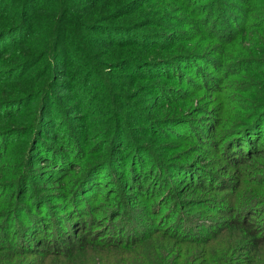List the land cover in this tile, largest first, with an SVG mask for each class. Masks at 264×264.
I'll return each mask as SVG.
<instances>
[{
  "label": "trees",
  "instance_id": "trees-1",
  "mask_svg": "<svg viewBox=\"0 0 264 264\" xmlns=\"http://www.w3.org/2000/svg\"><path fill=\"white\" fill-rule=\"evenodd\" d=\"M254 1L258 4L261 0H175L168 12H161L151 10V5L158 0H124L122 3L116 0L113 7L111 3L103 5L104 0H0V6H11L10 10L0 11V21L4 22L0 27V44L20 33L17 34L19 43L14 48L18 47L19 56L24 60L19 73L24 72L18 79L24 86H16L22 96L4 98L0 104L21 100L18 117L26 119L19 124L5 122L4 130H12L23 138L30 136L26 141L31 142L24 152L20 148L14 155V163L9 162L18 167L6 174L14 175L13 178L0 181L3 186L7 184L5 194H13L11 201L5 195L1 200L16 203L13 207L21 208L17 224L22 230L20 235H14L11 246L1 248L7 255L0 257V264H86L87 259L95 258L92 252L96 247L113 251L112 261L105 264H150L151 261V264H170L169 256L163 259L164 248L167 251L174 244L170 240L211 245L219 241V237L232 234L219 235L236 224H243L242 233L247 234L246 237L262 240L252 243L251 249V246L245 248L253 256L246 258L247 255L242 263L264 264V217L258 221L251 218L255 211L259 214L264 205L253 196L258 192L250 188L248 193H240L246 187L243 174L238 178V186L221 184L200 164H194L204 148L203 141L190 134L198 119L194 116L201 115L199 118L206 121V114L214 110L194 104L195 97L190 96L192 84L201 83L207 76V67H214L221 60L216 45L210 41L216 43V39L233 35V43L242 39L248 28H260L264 40V6L258 7ZM131 8L136 11L130 14ZM42 9L51 12L35 15L36 10ZM182 19L185 22L180 23ZM227 19L237 25L224 31ZM181 25L187 30H181ZM3 26L14 32L11 37L5 36L10 31L6 33ZM215 29H220V33ZM178 38L188 39L194 46L180 49V44L174 43ZM148 43L154 47L169 44L171 52L149 59V63L136 60L132 65L124 64L123 59L135 58L134 54ZM124 49H132V52H124ZM256 53L258 55L250 53L246 58L262 72L264 50L258 48ZM140 64L143 66L138 68ZM251 65L242 66L241 72L250 71ZM150 67L157 71L160 80L151 78L147 70ZM8 78L6 76L5 80ZM203 81L206 85L203 88L210 89L209 82ZM259 81L264 87V73ZM59 85L72 90V109L74 112L82 109L85 112L82 116L87 119L72 123L68 138L56 142L49 141L46 135L49 124L46 118L47 111H52L49 107L52 89ZM261 99L264 104V98ZM215 100L212 106L217 104ZM169 101H172L169 106L172 113L168 110L165 114L159 113ZM53 107L55 114L61 111L59 105ZM250 115L233 121L230 126L238 127V136L228 147L227 152H233L229 159L234 160H228L225 172L244 169L248 161L249 167H253L251 161H256L264 152V114L244 120ZM172 125L181 127L180 133L184 134L177 135ZM177 139L194 141L172 156L169 154L171 146L176 145ZM9 141L14 140L10 137ZM216 153H220L221 158V151ZM179 157H183L182 160ZM210 157L213 159L212 153ZM41 162L46 165L42 166ZM79 165L83 170L80 175L85 176L77 188L75 182L79 176L71 174L74 166ZM255 177L264 183L262 174ZM45 181H57L64 186L58 193L61 197L53 193L46 196L52 202V213L61 216L58 220L46 203L40 205L42 199L35 204L43 187L38 186ZM254 184L262 187V184ZM221 185L227 186L221 189ZM234 189V197L228 199ZM71 190L73 194L77 192L79 206L86 202L88 205L92 198L94 204L97 203L95 213L107 217L109 227L104 238L90 235L78 238L74 233L76 228H83L84 222L75 218L76 205L69 200ZM17 196L21 202L16 200ZM99 197H102L101 202ZM205 199L214 200L216 208L212 212L225 217L222 218L224 227L217 234L214 225L197 226L191 216L185 214L190 210L194 214L202 213L206 209ZM227 202L230 206L222 205ZM174 205L175 220L171 228L166 230L169 226H165L152 233L150 230L160 220L150 226L142 225L131 213L132 208L138 206L143 213L152 215L159 209L163 213ZM162 213L159 215L163 216ZM156 235L167 238L161 239L163 244L155 251L156 255L151 252L130 263L132 259L127 254L140 250ZM246 237L241 236V239ZM2 242L4 240L0 241V247ZM221 249L227 248L222 246ZM228 250L238 251L236 238L230 241ZM21 256L35 257L19 263Z\"/></svg>",
  "mask_w": 264,
  "mask_h": 264
},
{
  "label": "rangeland",
  "instance_id": "rangeland-1",
  "mask_svg": "<svg viewBox=\"0 0 264 264\" xmlns=\"http://www.w3.org/2000/svg\"><path fill=\"white\" fill-rule=\"evenodd\" d=\"M123 1L124 0H120V3H122ZM246 1H250V0H246ZM115 2L116 0H104L103 5L111 3L113 7L115 5ZM174 2L175 0H158V3H156L154 6L151 5V7H153L151 10L159 9L161 12L163 11L168 12V9L171 8ZM253 4L258 5V7H263L264 1L261 0L258 2V4L257 1H254ZM4 8L10 10L11 6L9 7H6V5L3 7L0 6V11L3 10ZM148 8H146L145 11H148ZM134 11L136 10L131 8L130 14ZM44 12L50 13L51 11H46L42 9V10H36L34 13L35 15L39 16L42 15V13ZM123 12L124 11H122V13ZM40 20L41 18H39V21ZM181 22H185V21L182 19L180 23ZM2 23L4 22L0 21V27H2L1 26ZM236 25L237 23H234L233 20L227 19L224 23L223 30L228 31L230 30V28L232 29V27ZM5 27L6 26H3L6 33L9 31L10 33L7 34L5 33L6 35L5 34L4 35L7 37H11L10 34H13L14 32H12L10 28L8 27L5 28ZM180 28L181 30H187L186 27H184L183 25H181ZM259 29L260 28H255V29L248 28L244 30L243 38L241 39L240 37L237 41L233 43H231V38L233 37V35H228L224 37V39H220V40L216 39V43L213 40L210 41L212 45H216V48L218 50L217 56L220 57L222 61L218 60L214 65V67L212 65L207 67L206 70L207 76L202 78L201 83H197V84L194 83V85L192 84L193 91L190 93V96L195 97L194 104L203 107V109L212 107L214 108V110L206 114L208 118V120L206 121L205 118L203 117L199 118L201 115H195L194 117L198 119H196V122H194V127H191L190 134L202 140L203 141L202 148H204L202 156L200 158H197L194 161V164L196 165L200 164L201 167L205 168V170L212 173L219 180V182H221V184L231 183L234 184V186H238L239 184L238 178L242 174L245 175L244 180L246 182V187L242 189L240 193L241 194L248 193L251 188L252 190L258 192L257 195H253V196H256V199L264 203V189H263L264 183H260V181H257L255 177V174H258V176L259 174H262L261 180L264 182V152L261 153V156L258 159H256V161H251L253 162V167H249L250 161H248L247 164H245L246 167L244 169L225 172L228 163L231 160H234V159H229L230 156H233V152H227L228 147L233 141L236 140L238 136V127H234V126L230 127L232 122L238 121L242 119V117L250 113L251 115L245 118L244 120L255 117L259 114H264V104L261 99L264 98V91H263L264 87L259 81V79L261 78V73H264V70L260 72L259 67L255 66L252 61L246 58L250 53L257 54L256 52L258 51V48L264 50V40L260 35L261 29L260 30ZM215 30L217 33H220V29H215ZM17 34L14 37L8 38L5 43L3 42L2 44H0V101L8 97H10L8 99H12L15 97L20 98L22 96V94L19 93L20 91H18V89L16 88V86L23 85L21 84V82L18 81V79L22 77L24 72L22 71L21 73H19L20 66L24 63V60L19 56L20 52L17 51L18 47L14 48V46H16L17 43H19ZM187 41H185L182 38H178V40L174 43H179L180 44L179 46H181L180 49H183L188 46L189 47L194 46V43H192V41L190 42ZM139 50L140 51H138L137 49L138 52L134 54L135 58L123 59L124 64L132 65L136 60H139L144 63L145 62L149 63L150 62L149 59H157L164 57V55H167L168 53L171 52L170 51L171 45L167 44L164 45L163 47H154L153 45L148 43L146 46H143L142 49ZM127 51L132 52V49H124V52ZM139 52L141 53V55ZM116 56L117 55H114L113 57ZM230 61H236L237 63L232 64ZM223 63L225 64L224 66ZM228 64L232 65V67L226 69L225 66ZM247 64H252L250 66L251 70L242 73L241 72L242 66ZM142 66L143 64H140L138 65V68ZM17 69L18 71L15 72V70ZM147 70H149L150 72L149 74L151 78H156L157 80H160V76L157 75L158 73L157 71H155V69H153V67H150ZM187 72L190 71L187 70ZM6 76L9 78L5 80ZM203 80L209 82L210 89L207 90L206 88H203L204 86H206L203 85L204 84ZM216 88H219L220 92L215 90ZM52 92H53V97L50 99V106H49L52 111H47L49 116L46 118V120L49 122V124L47 125L46 135L49 141L55 140L56 142H61L63 139L68 138L67 133L72 132V123L80 122L81 118L86 120L87 116H82L85 112L79 108L77 109L76 112H74L75 109H72V90H70L67 86L65 88H63V85L56 86L55 88L52 89ZM62 92H65V94H62ZM214 98L216 99L215 101L217 104H214L212 106L211 102ZM8 102L10 103L0 104V172H1L0 181H5L8 178L9 180H11V178H13L14 175L11 174L8 176L6 174H8L10 170L18 169V167L15 165H10L9 162L14 163L16 161L14 155H17L21 149L24 152L26 146L31 143L29 141H26L30 136L27 138L25 137L23 138V135H18L12 132V130H4L5 122L12 121V123L14 124H19L24 122V120H26L18 117L19 115H21L18 113V111L22 107L20 105L21 100L18 101V99L17 100L14 99ZM171 102L172 101H169L167 107L165 106L164 108H162V110L159 113L165 114V112L168 110V113L171 114L172 112L170 111L173 110L172 107H169ZM254 102L258 104L252 105V103ZM261 102L262 105L260 104ZM54 105H59L61 107V111L59 112L58 110L59 113L57 112L58 114L54 113V111H56V109L53 107ZM172 129L175 133H177V135L184 134V132L180 133V131H183V129L177 125H172ZM10 137L13 138L14 141L10 142L9 141ZM193 141L194 140L177 139L175 141L176 145L171 146V151L169 154L172 156L177 154L182 149L187 148L188 145ZM218 150L221 151V158L219 157L220 153L218 154L216 153L218 152ZM211 153L213 159H211L212 157H210ZM182 158L183 157H179L180 160H182ZM217 158L219 159L216 160ZM41 165L42 166L46 165V162H41ZM19 167L22 170V167L20 165ZM249 170H251V172H249ZM82 171L83 170L80 165L76 167L74 166V170L72 171L71 174V176H73L74 173H77L79 176V180L75 182L76 184L75 186L77 188L80 186L81 181L85 176V174L80 175ZM171 178L172 177H169V179ZM254 183L262 184L261 185L262 187H258ZM57 185L59 187H57ZM4 186H7V184ZM4 186L3 184H0V241L4 240V242H2V247H0V257H2L3 255H7V251H5L6 254L2 253L1 248H6L8 246H11L14 240V235H20L19 232L22 231L21 226H18L17 224V220L21 208L13 207L16 203L12 204L6 201L5 202L2 201L3 200L2 197L4 195L5 198L9 201H11V198L13 196V194L12 195L5 194L7 190H5L6 187ZM40 186L43 187L40 188ZM226 186L221 185L219 188L221 189L226 188ZM38 187L40 188L41 195H38V198L36 196L35 204L36 205L38 204V199L40 200L42 199L41 200L42 203H40V205L46 203L48 209L52 213L53 210V208L51 207L52 202H50V200H48L46 196H48L49 193L59 195L58 194L59 191L62 190L64 186L57 181H53L51 183L45 181V183H42ZM77 188L76 191L78 190ZM76 191L73 194L71 190L69 200L70 203L76 205L74 209L76 212L75 218L81 219L84 222V225L82 229L76 228L74 233L77 235L78 238L87 235L99 236L100 238H104L105 237L104 233L107 231L109 227V224L106 223L107 217H104L103 213L102 214L95 213L96 206L94 205H96L97 203L94 204L95 201L92 198L90 199L88 205H86L87 204L86 202L83 206H79L76 202L77 201ZM235 192L236 189H234L232 193L228 195L227 198L232 199L235 195ZM57 195H54V198L61 197L60 195L59 197H56ZM16 200H18V202H21L19 196L16 197ZM205 200H206L205 202L207 203L206 209L202 213L194 214L191 213L190 210V211H185V214L187 215L189 214L191 216V221H194L197 226L203 223L214 225L217 234L224 227L223 223L225 221L222 220V218L225 217L223 215H219L217 213L212 212L214 208H216L215 205L216 202H214V200H207V199ZM99 201L100 202L102 201V197H99ZM55 204H58V202H55ZM222 205H225L227 207L230 206L228 202ZM175 206L176 205H174L173 209H171L170 211H165L163 213L161 212V209H159L152 215L147 212L143 213L141 207L138 206L132 208V210L134 211H132L131 213L133 214L135 219L137 218V222L142 225L146 223L147 226H150L155 220L157 221L160 220L159 223L155 225L156 227L153 230H150V232L152 233L154 230H158L159 228H164L165 226H169L167 227L166 230L171 228L172 226L171 224H173L174 222L173 220H175V215H174ZM183 208H184V204H182L181 206V209ZM260 209L263 210L264 205H262ZM262 210L259 214L258 211H255L253 215H251L252 220L258 221L260 220V218H263L264 214L262 213ZM161 213L163 214V216L159 215ZM52 216H54L55 220H58L59 217H61L58 216V214L56 213H52ZM231 217L232 220L235 219L234 215H231ZM12 224H15L14 227H12ZM242 227L243 224L240 225L236 224L235 227L230 228V231L221 232L219 235H226L228 233H232V234L219 237L220 240L214 241L211 245L188 244V243H182L180 241L176 243L173 240H170L174 244L171 245V248L168 249L167 251H166V247L164 248L163 259L164 258L167 259L169 256L170 264H243L242 263L244 261L243 258H245L247 255L248 256L246 258H248L250 255L253 256V253L250 254V252H248L247 249L245 248L251 246L250 247L251 249L252 243H255L257 241L260 242L262 240L257 239L258 237L252 240L249 237H246L247 234L242 233ZM10 230H14V231L12 232ZM241 236L246 237L245 240L241 239ZM162 238L167 239L166 237L156 235L155 237H152V240L140 250L138 249L133 253L127 254V256L131 257L132 259L130 263H132L135 259L137 260V258H143L148 256L151 252L154 255H156L155 251H159L160 244H163L161 242ZM234 238H236V249L238 251H233V252H230L229 250L227 251L230 241H232ZM242 240H244V242ZM222 246H225L227 249H221ZM92 253L95 255V258L87 259L86 264H105L110 260L112 261L114 256L112 250L102 249L100 247H96L94 249V252ZM240 254L242 256H238ZM33 257L35 256H29V257L21 256L18 262L21 263L26 259L31 260V258ZM151 263L152 261L150 262V264Z\"/></svg>",
  "mask_w": 264,
  "mask_h": 264
}]
</instances>
